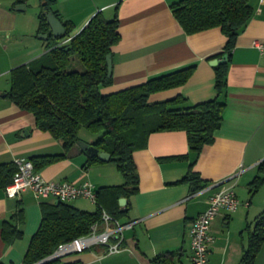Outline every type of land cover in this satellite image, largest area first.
<instances>
[{
	"label": "crops",
	"instance_id": "crops-1",
	"mask_svg": "<svg viewBox=\"0 0 264 264\" xmlns=\"http://www.w3.org/2000/svg\"><path fill=\"white\" fill-rule=\"evenodd\" d=\"M177 0H48L61 22L71 24V34L79 31L89 18L101 11L110 18L116 13L118 41L111 46V81L100 86L109 93L145 81L149 77L194 64V69L181 85L159 90L149 100L180 95V105H192L213 99L214 68L209 56L221 51L226 37L219 27L187 33L174 18L170 4ZM46 0H0V163L16 157L62 152L61 142L47 131L38 129L34 116L21 109L8 97L10 70L27 64L44 53L46 44L38 30V12ZM253 14L240 29L227 61L225 106L222 120L211 143L194 157L189 152L183 130L155 131L148 135L144 148L136 149L132 158L138 172V189L124 197L119 206L125 211L120 222L132 221L123 230L122 249L104 254L95 244L64 257L97 264H152V258L171 256L172 264H191L189 226L205 209L208 197L224 184L233 182L240 204L234 211L221 209L210 224L213 241L209 245L207 264H237L248 243L249 231L264 210V182L255 191L250 181L264 176V53L251 44L264 40V3L249 0ZM29 9V11H28ZM80 137V136H79ZM95 137H80L90 143ZM78 144L64 158L46 164L36 171L46 179L68 180L76 184L90 181L99 186L123 182L118 170L107 160H91ZM189 171L196 172L201 186L194 189L190 181L181 180ZM240 171L226 183H218ZM218 183V184H217ZM85 197L72 204L79 209ZM119 199V198H118ZM29 190L15 197L0 187V264H22L30 237L38 228L39 203ZM247 202V204H244ZM22 208L24 220L16 223L22 235L4 241V220L14 221ZM253 264H264V242Z\"/></svg>",
	"mask_w": 264,
	"mask_h": 264
},
{
	"label": "trees",
	"instance_id": "trees-1",
	"mask_svg": "<svg viewBox=\"0 0 264 264\" xmlns=\"http://www.w3.org/2000/svg\"><path fill=\"white\" fill-rule=\"evenodd\" d=\"M48 0L40 5L38 30L47 31L46 51L27 64L10 70L9 99L21 109L33 114L35 125L61 142L62 152L33 155L34 169L64 158L68 150L80 139L79 129L84 127L99 133L90 144L99 151L110 154L123 182L99 186L95 190L96 208L87 211L71 202L42 200L39 203L41 218L35 233L30 237L22 264H32L52 254L58 244L90 232L93 223L102 222V211L118 219L125 211L118 204L120 196L138 189V172L132 153L144 148L148 135L155 131L183 130L189 152L196 157L204 145L214 139V132L222 120L225 106L227 61L236 36L253 14L249 0H177L170 4L176 21L187 33L219 27L226 41L221 51L208 57L220 58L227 53V61L213 65V99L192 105H180L183 97L149 100L153 92L184 83L194 69V64L183 66L145 81L128 85L109 93L100 86L109 84L106 59L111 46L118 41L117 15L106 17L101 11L94 13L87 23L71 34V24L63 21L64 33L53 36L46 22V12L51 11ZM56 17L55 11H51ZM58 18V17H57ZM59 19V18H58ZM76 56L81 68H71ZM101 161L96 155L89 161ZM14 162L0 163V187L10 182L15 171ZM264 173V161L260 163ZM181 180H188L194 189L201 186L196 172H187ZM264 182V176L250 181L255 191ZM12 222L4 220L1 235L4 241L20 237L22 231L16 223L24 220L20 208ZM264 242V210L256 217L249 231L248 243L237 264H253L254 257ZM42 264H97L78 260H61L60 257ZM152 264H172L171 256L162 254L152 258Z\"/></svg>",
	"mask_w": 264,
	"mask_h": 264
},
{
	"label": "built area",
	"instance_id": "built-area-1",
	"mask_svg": "<svg viewBox=\"0 0 264 264\" xmlns=\"http://www.w3.org/2000/svg\"><path fill=\"white\" fill-rule=\"evenodd\" d=\"M259 1L264 3V0ZM251 44L260 53H264V40L255 38ZM13 162L16 167L15 171L10 182L4 186L5 193L9 197H15L21 191L29 190L38 200L54 198L63 202H71L78 197H85L95 201V188L88 180L76 184L68 180L46 179L34 169L29 158L19 156ZM239 172L236 171L218 183H226L232 180ZM238 204L240 201L234 192L233 182L224 184L209 195L205 209L190 222L191 264H207L209 245L213 241V236L209 233L211 221L221 209L231 212L237 208ZM101 220L100 224L93 223L91 225L89 233L58 244L52 254L60 257L71 252L83 251L95 244L103 246L104 254L120 251L122 249L123 230L130 227L132 221L120 222L105 211H102Z\"/></svg>",
	"mask_w": 264,
	"mask_h": 264
},
{
	"label": "water",
	"instance_id": "water-1",
	"mask_svg": "<svg viewBox=\"0 0 264 264\" xmlns=\"http://www.w3.org/2000/svg\"><path fill=\"white\" fill-rule=\"evenodd\" d=\"M46 22L48 23L49 28H50V32L53 36L62 35L64 33L65 28H64L63 23L51 11L46 12ZM47 36H48V32H43V33L39 34L40 38L46 39ZM227 56H228L227 53H223L220 58H217V57L211 58L209 60V63L212 65L224 63V62H226ZM105 59H106L107 74L110 75L111 74V54L107 53L105 56ZM76 143L90 157L96 155L97 158L100 160H107L110 157V154L108 152L99 151L95 146H93L92 144H90L84 140L78 139L76 141ZM124 201H125L124 197H119L118 203L120 205L124 204ZM54 202L55 203L58 202V199H54ZM55 257L56 256L54 254H50V255L46 256L45 258H42V259H40V260H38L32 264L46 263Z\"/></svg>",
	"mask_w": 264,
	"mask_h": 264
},
{
	"label": "rangeland",
	"instance_id": "rangeland-1",
	"mask_svg": "<svg viewBox=\"0 0 264 264\" xmlns=\"http://www.w3.org/2000/svg\"><path fill=\"white\" fill-rule=\"evenodd\" d=\"M27 1H28V7L29 8L32 7L31 5H34L36 3V0H27ZM28 11H29V9H28ZM70 67L74 68V69L81 68V65H80L76 56H73V60H72ZM78 134L80 137H86L88 135H93L94 137H97L99 135V133H92L84 127H80ZM110 164H112L111 166H113V170H114V168L117 169L114 161H110ZM118 173L121 175V173L119 171H118ZM82 201L83 202L79 204L82 207H87V208L89 207V209H95L96 208V204L92 200L86 198V199H83ZM71 203H72V201H71ZM98 230H101V228H98ZM74 253H76V252H71L69 254L60 256V259L64 260V257L72 255Z\"/></svg>",
	"mask_w": 264,
	"mask_h": 264
}]
</instances>
